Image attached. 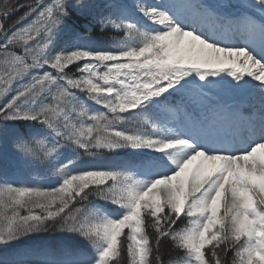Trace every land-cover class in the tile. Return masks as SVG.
<instances>
[{"label":"snow or ice","instance_id":"snow-or-ice-1","mask_svg":"<svg viewBox=\"0 0 264 264\" xmlns=\"http://www.w3.org/2000/svg\"><path fill=\"white\" fill-rule=\"evenodd\" d=\"M0 264H264V0H0Z\"/></svg>","mask_w":264,"mask_h":264},{"label":"trees","instance_id":"trees-1","mask_svg":"<svg viewBox=\"0 0 264 264\" xmlns=\"http://www.w3.org/2000/svg\"><path fill=\"white\" fill-rule=\"evenodd\" d=\"M13 3L19 2V3H24L26 2V0H12ZM21 13H16L15 15L12 16V20L14 21ZM90 31H87L84 33V35L88 36L90 39V42L92 44H102L104 42H106L111 36L112 33L111 32H101V30L98 27H93L92 25L88 26ZM22 175L27 179L30 178V174L28 173V171L25 169L22 171ZM34 175V174H31ZM49 236L53 235L52 233L48 234ZM165 251L170 247L169 244H165L164 246ZM167 259V256H166Z\"/></svg>","mask_w":264,"mask_h":264}]
</instances>
